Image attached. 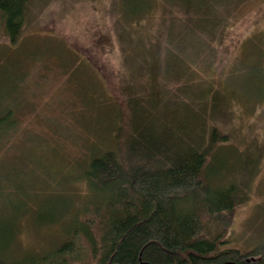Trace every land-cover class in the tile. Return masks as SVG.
Segmentation results:
<instances>
[{
  "label": "trees",
  "instance_id": "trees-1",
  "mask_svg": "<svg viewBox=\"0 0 264 264\" xmlns=\"http://www.w3.org/2000/svg\"><path fill=\"white\" fill-rule=\"evenodd\" d=\"M49 1L0 0V27L10 45L19 42L32 6ZM161 1L169 21L158 41L162 52L155 48L154 54L143 38L132 40L127 28L150 14L153 0H116L108 10L121 70L130 73L125 91L135 96L125 103L127 136L120 137L119 125L110 133L113 146L104 136L95 141L101 113L92 114L95 136L88 147L99 153L87 155L82 177L98 200L76 210L60 244L18 264H264V243L245 252L220 249L228 242L235 210L249 199V179L258 161L252 141L240 150L242 171L236 182L220 186L211 179L224 160L219 152L232 143L233 134L223 125L229 104H264V35L247 39L249 63L239 61L221 77L212 38L227 31L232 0ZM95 47L93 58L82 55L108 80L112 73L104 72V48ZM81 60L79 54L73 57L75 65ZM150 63L161 68L159 94L164 97L139 88L129 71L139 68L137 75L149 83L155 77ZM240 79L249 82L246 87ZM12 113L7 108L0 114V139L14 126ZM0 264L10 263L0 258Z\"/></svg>",
  "mask_w": 264,
  "mask_h": 264
},
{
  "label": "rangeland",
  "instance_id": "rangeland-1",
  "mask_svg": "<svg viewBox=\"0 0 264 264\" xmlns=\"http://www.w3.org/2000/svg\"><path fill=\"white\" fill-rule=\"evenodd\" d=\"M115 1L52 0L35 4L16 45L9 44L0 27V114L10 108L15 121L9 136L0 139V258L10 264L31 262L38 253L56 247L67 237L76 210L98 200L90 195L82 177L87 155L99 153L88 147L95 136L92 114L101 113V132L95 141L104 136L113 146L110 133L119 125L120 137L127 136L125 103L135 96L125 91L131 82L130 73L125 67L121 70L118 47L109 29L108 10ZM163 8L161 0H153L150 14L127 27L132 40L143 38L153 54L155 48L163 49V42L159 47L158 41L164 36L166 19L169 21ZM227 8L228 29L212 38V50L218 53L216 72L221 77L239 61L249 63L245 56L248 49L244 50L247 39L264 35V0H232ZM98 44L104 48L102 58L108 65L103 70L112 73L108 80L85 57L93 58ZM78 54L82 60L75 65L77 59L73 63V57ZM149 68L155 75L149 83L144 75H137L139 68L129 71L139 88L144 86L146 93L164 97V93L159 94L164 86L161 68L156 70L153 63ZM239 81L245 87L249 83ZM251 102L255 104V100ZM239 103L229 104L223 119L225 130L232 132L233 138L219 152L224 160L211 179L220 186L236 182L242 171L240 150L252 141L258 161L249 179V199L235 210L228 242L220 247L245 252L264 243V104L250 107L246 101ZM123 143L121 139L122 149Z\"/></svg>",
  "mask_w": 264,
  "mask_h": 264
},
{
  "label": "bare ground",
  "instance_id": "bare-ground-1",
  "mask_svg": "<svg viewBox=\"0 0 264 264\" xmlns=\"http://www.w3.org/2000/svg\"><path fill=\"white\" fill-rule=\"evenodd\" d=\"M181 11V10H180ZM182 12V11H181Z\"/></svg>",
  "mask_w": 264,
  "mask_h": 264
}]
</instances>
